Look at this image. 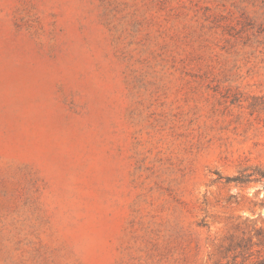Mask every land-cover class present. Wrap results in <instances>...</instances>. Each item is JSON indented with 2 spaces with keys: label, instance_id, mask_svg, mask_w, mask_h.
I'll list each match as a JSON object with an SVG mask.
<instances>
[{
  "label": "rangeland",
  "instance_id": "1",
  "mask_svg": "<svg viewBox=\"0 0 264 264\" xmlns=\"http://www.w3.org/2000/svg\"><path fill=\"white\" fill-rule=\"evenodd\" d=\"M264 260V0H0V264Z\"/></svg>",
  "mask_w": 264,
  "mask_h": 264
},
{
  "label": "trees",
  "instance_id": "2",
  "mask_svg": "<svg viewBox=\"0 0 264 264\" xmlns=\"http://www.w3.org/2000/svg\"><path fill=\"white\" fill-rule=\"evenodd\" d=\"M257 264H264V260L258 262Z\"/></svg>",
  "mask_w": 264,
  "mask_h": 264
}]
</instances>
